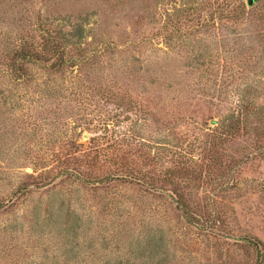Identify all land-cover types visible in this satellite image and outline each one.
I'll use <instances>...</instances> for the list:
<instances>
[{
    "label": "rangeland",
    "instance_id": "1",
    "mask_svg": "<svg viewBox=\"0 0 264 264\" xmlns=\"http://www.w3.org/2000/svg\"><path fill=\"white\" fill-rule=\"evenodd\" d=\"M247 1L0 0V264H264Z\"/></svg>",
    "mask_w": 264,
    "mask_h": 264
},
{
    "label": "trees",
    "instance_id": "2",
    "mask_svg": "<svg viewBox=\"0 0 264 264\" xmlns=\"http://www.w3.org/2000/svg\"><path fill=\"white\" fill-rule=\"evenodd\" d=\"M35 57H38V56H35V54H34V52L33 51H29V50H20V52L19 53H17L16 55H15V60H19L21 63H22V61L23 60H26V59H28V60H35L34 58ZM19 62V63H20ZM18 69H22V70H24V68H21V67H19ZM188 217V216H187ZM188 219V218H187ZM194 219V218H193ZM189 220V219H188ZM250 242L252 243V245L254 246V248L258 251L259 249H264V246L262 245V243L260 242V241H258V240H250Z\"/></svg>",
    "mask_w": 264,
    "mask_h": 264
},
{
    "label": "water",
    "instance_id": "3",
    "mask_svg": "<svg viewBox=\"0 0 264 264\" xmlns=\"http://www.w3.org/2000/svg\"><path fill=\"white\" fill-rule=\"evenodd\" d=\"M252 3H253V0H248V1H247L248 6H251Z\"/></svg>",
    "mask_w": 264,
    "mask_h": 264
}]
</instances>
